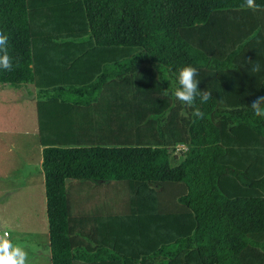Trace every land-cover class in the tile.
Segmentation results:
<instances>
[{
  "label": "trees",
  "instance_id": "16d2710c",
  "mask_svg": "<svg viewBox=\"0 0 264 264\" xmlns=\"http://www.w3.org/2000/svg\"><path fill=\"white\" fill-rule=\"evenodd\" d=\"M242 3L0 0V84L37 91L51 264H264V12ZM186 65L203 119L166 95ZM67 180L112 184L114 210L74 216Z\"/></svg>",
  "mask_w": 264,
  "mask_h": 264
},
{
  "label": "rangeland",
  "instance_id": "374dc122",
  "mask_svg": "<svg viewBox=\"0 0 264 264\" xmlns=\"http://www.w3.org/2000/svg\"><path fill=\"white\" fill-rule=\"evenodd\" d=\"M27 90L0 84V238L9 240L14 247L23 248L28 253L30 264H48L44 256L48 249L45 241L47 232L43 231L41 225L45 212V194L41 164L37 163L38 127L35 103L32 105ZM136 132L133 130L132 134ZM183 151L176 150V153L180 156ZM91 182L81 183L73 194L78 201L77 204L73 203L76 209L73 215L76 217L90 216L87 214L95 211L100 202L110 201L102 198L104 193L96 191ZM6 192L9 197L4 200ZM112 208H115L113 204ZM76 211L80 212L74 213Z\"/></svg>",
  "mask_w": 264,
  "mask_h": 264
},
{
  "label": "clouds",
  "instance_id": "9594fccd",
  "mask_svg": "<svg viewBox=\"0 0 264 264\" xmlns=\"http://www.w3.org/2000/svg\"><path fill=\"white\" fill-rule=\"evenodd\" d=\"M242 10H251L252 12H264L257 4L256 0H243L240 5ZM9 37L3 31H0V69L11 71L13 69L12 57L8 53ZM250 72L252 74L261 71V65L258 61L252 62ZM171 72V70H170ZM199 70L192 66L186 65L172 72L169 79L175 80L170 92L166 95H171L176 102L183 106L179 113L181 116L188 117L189 111L192 117L203 119L204 113L196 107L197 100L201 104L207 103L213 96L210 88L201 90L199 88L200 79ZM222 102V100H221ZM253 115L264 119V95L257 96L250 104ZM178 151L187 149L184 143H178L175 146ZM0 264H30L28 253L19 246H13L7 239L0 238Z\"/></svg>",
  "mask_w": 264,
  "mask_h": 264
},
{
  "label": "crops",
  "instance_id": "0c3cea01",
  "mask_svg": "<svg viewBox=\"0 0 264 264\" xmlns=\"http://www.w3.org/2000/svg\"><path fill=\"white\" fill-rule=\"evenodd\" d=\"M257 55H264V54H260V53H258ZM252 57V56H251ZM23 89L24 88H27L28 90L26 91V93L28 92V95H29V98H31V102H32V105H34V103H35V105H34V107H35V109H34V113H35V120L37 121V112H36V102H37V91H36V89H35V87H33V86H31V85H28V86H26V87H22ZM25 93V94H26ZM118 103V102H117ZM116 103V104H117ZM106 104H107V106H108V108H109V104H111L112 106L115 104L114 103V101L112 100V102H106ZM94 111V113H95V110H92L91 109V112H93ZM80 114H81V112H80ZM95 119L96 120H98V121H100V120H103V119H101V118H99L98 116H95V118H91V120H86V122L88 123L89 121H92V125L90 126L91 128H89V127H87L86 126V133H88V134H91V132H92V130L94 131L93 132V135H92V137H93V139H94V141H95V126H94V122H95ZM37 127H38V123H37ZM35 128H33L32 130H34ZM126 129H129V130H125L126 131V135H128L129 133H132L133 132V130H135V129H137L136 127H130V126H127L126 127ZM1 131V130H0ZM90 132V133H89ZM36 134H37V136H38V128L36 129ZM131 135V134H130ZM38 150H39V158H38V160H37V163L40 165L41 164V161H42V153H41V151H42V148H43V145H41L40 143H39V139H38ZM8 152V151H7ZM40 172H41V175H42V187H43V191H44V177H43V173H42V169H41V167H40ZM91 181H93V183H94V185H95V189H96V191H98L99 193H104L101 197L102 198H107V199H109L110 201L108 202V201H106V202H104V203H102V202H100L99 204H98V206H97V208H95V211L97 210L98 211V213H99V210H100V208H102L103 209V211L104 212H106V213H109L110 212V209L112 208V204H113V206H116V196H115V191H114V189H113V187H112V184H108V183H106V182H102V183H100V182H98V181H95V180H91ZM91 181H87L86 183H92ZM81 183H84V182H81V181H77V180H67V182H66V184H67V186L69 187V189H70V191L71 192H74V193H76V191H77V189H79L80 188V185H81ZM74 189V190H73ZM100 190H102V192H100ZM7 191V190H6ZM106 192H108V194L107 195H105L106 194ZM44 193V192H43ZM45 194V193H44ZM45 196V195H44ZM112 196L114 197V200L112 199ZM7 197H9V194H8V196H7V192H6V194H5V197H4V200H6L7 199ZM112 201H114L113 203H111ZM29 205V204H28ZM109 206H111V207H109ZM42 208V207H41ZM106 208H108V212L105 210ZM45 212H44V216H43V221L41 222V225H42V227H43V231H45V233L47 232L48 233V223H47V215H46V201H45ZM111 210H114V208H112ZM95 211L93 210V211H91V213H88L87 215H89L90 214V216L92 215L93 216V214H95ZM78 212H80V211H76V212H74V213H78ZM79 217V219L81 218V216H78ZM42 218V217H41ZM82 219V218H81ZM90 228H92L93 229V227H90ZM88 229H89V227H88ZM46 233V235H47V238H45V241H46V244H47V246H48V249L45 251L46 253H45V257H46V260H48V264H51L50 263V246H49V233L47 234Z\"/></svg>",
  "mask_w": 264,
  "mask_h": 264
}]
</instances>
